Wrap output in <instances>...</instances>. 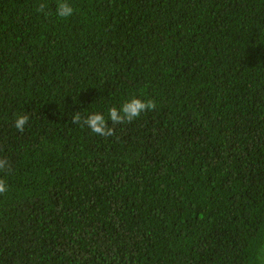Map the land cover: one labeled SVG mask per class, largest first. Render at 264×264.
Wrapping results in <instances>:
<instances>
[{
    "label": "trees",
    "instance_id": "obj_1",
    "mask_svg": "<svg viewBox=\"0 0 264 264\" xmlns=\"http://www.w3.org/2000/svg\"><path fill=\"white\" fill-rule=\"evenodd\" d=\"M69 2L0 0V264H264V0Z\"/></svg>",
    "mask_w": 264,
    "mask_h": 264
},
{
    "label": "clouds",
    "instance_id": "obj_2",
    "mask_svg": "<svg viewBox=\"0 0 264 264\" xmlns=\"http://www.w3.org/2000/svg\"><path fill=\"white\" fill-rule=\"evenodd\" d=\"M47 4L41 2L36 7L37 12H43L45 15L49 13L46 11ZM56 15L60 18H67L73 15L74 8L69 0H57ZM157 107V103L151 98H141L133 96L131 99L126 100L120 106H111L107 110V115L104 112L97 111L82 117L80 111H76L71 117L74 124L79 123L81 126L88 127L93 133L110 137L115 135V126L131 123L136 118L140 117L143 113L154 110ZM29 115L20 114L16 117L14 127L23 132L25 126L28 124ZM111 122V126L109 124ZM11 167L7 157H0V173L6 172ZM9 189L7 179L4 175H0V194H5ZM261 259L264 260V252L261 253Z\"/></svg>",
    "mask_w": 264,
    "mask_h": 264
}]
</instances>
